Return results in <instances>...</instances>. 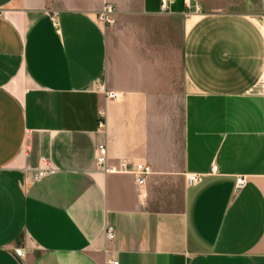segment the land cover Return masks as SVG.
Instances as JSON below:
<instances>
[{
    "label": "crops",
    "instance_id": "1",
    "mask_svg": "<svg viewBox=\"0 0 264 264\" xmlns=\"http://www.w3.org/2000/svg\"><path fill=\"white\" fill-rule=\"evenodd\" d=\"M263 16L0 0V264H264ZM101 145L111 168L148 165L144 186L99 170Z\"/></svg>",
    "mask_w": 264,
    "mask_h": 264
},
{
    "label": "built area",
    "instance_id": "2",
    "mask_svg": "<svg viewBox=\"0 0 264 264\" xmlns=\"http://www.w3.org/2000/svg\"><path fill=\"white\" fill-rule=\"evenodd\" d=\"M187 2H190V0H186ZM115 15V7L111 4L105 5L103 10L101 11L99 15V19L106 25L112 26L116 23V19L114 18ZM263 21H264V16H263ZM261 93L264 95V89H262ZM118 98V94L111 92L107 94V99L109 100H116ZM100 125H103V122L101 121V118L104 117V112H100ZM107 157H108V151L105 145H101L98 148V154H97V167L99 170L105 172V173H110V172H123V173H130L136 176L137 179V184L139 188H142L147 180V178L152 174V169L144 164V163H139L134 166L128 164V163H123L121 169L117 170L115 168H111L107 164ZM218 171L217 167L212 168L211 173H216ZM53 173V170L50 169L49 167L46 168L45 170L40 171L36 175V179H40L47 174ZM204 178L203 175L199 174H192L187 176V183L190 186H195L198 183L202 181ZM246 185V180L244 177H241L237 180V187L238 189H241L245 187ZM115 231L113 227H107L106 229V239L108 241H112L114 239ZM111 264H119L118 262H112Z\"/></svg>",
    "mask_w": 264,
    "mask_h": 264
},
{
    "label": "rangeland",
    "instance_id": "3",
    "mask_svg": "<svg viewBox=\"0 0 264 264\" xmlns=\"http://www.w3.org/2000/svg\"><path fill=\"white\" fill-rule=\"evenodd\" d=\"M195 1H196V2H202V0H190V2H189L190 5H191V3H194Z\"/></svg>",
    "mask_w": 264,
    "mask_h": 264
}]
</instances>
